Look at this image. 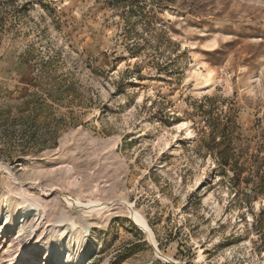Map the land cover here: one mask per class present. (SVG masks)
Listing matches in <instances>:
<instances>
[{"label": "rangeland", "instance_id": "rangeland-1", "mask_svg": "<svg viewBox=\"0 0 264 264\" xmlns=\"http://www.w3.org/2000/svg\"><path fill=\"white\" fill-rule=\"evenodd\" d=\"M8 193L0 264L70 218L86 264H264V0H0Z\"/></svg>", "mask_w": 264, "mask_h": 264}, {"label": "bare ground", "instance_id": "bare-ground-1", "mask_svg": "<svg viewBox=\"0 0 264 264\" xmlns=\"http://www.w3.org/2000/svg\"><path fill=\"white\" fill-rule=\"evenodd\" d=\"M186 124L187 122L179 123V130L182 129ZM185 127L186 130L192 134L190 127ZM68 202L73 207L80 206L86 215L93 213V211L99 213L107 206L106 204H99L95 201L83 203L82 201H76L73 198L72 200L69 198ZM13 205L11 193L0 197V215L5 225L14 219V221L20 225V228L25 230L27 229L26 226L28 225L27 223L29 222V219L33 217L36 218L38 217V214H41L39 213L40 210L38 212L37 207L34 208L32 206L33 204L31 201L24 200L20 206H17L18 209L16 210L13 208ZM137 220H139L143 226L146 227V229L148 228L147 223L141 218ZM51 225L52 224L49 226ZM52 226L53 228L49 233L50 238L45 248V253L42 257L43 260H48L44 264H86L87 261L93 257L94 246L93 241L90 240L92 234L90 233L87 226L79 225L75 218H70L64 223H55V225ZM26 231L28 232L29 229ZM30 258H32V256H29L26 260H29Z\"/></svg>", "mask_w": 264, "mask_h": 264}]
</instances>
